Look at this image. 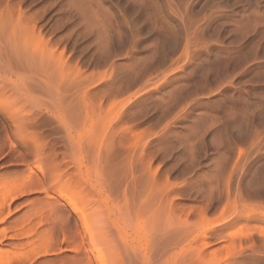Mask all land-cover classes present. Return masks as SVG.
<instances>
[{"label":"rangeland","instance_id":"obj_1","mask_svg":"<svg viewBox=\"0 0 264 264\" xmlns=\"http://www.w3.org/2000/svg\"><path fill=\"white\" fill-rule=\"evenodd\" d=\"M252 1L0 0V195L17 188L0 213L5 264H264ZM188 17L201 30L186 47Z\"/></svg>","mask_w":264,"mask_h":264},{"label":"bare ground","instance_id":"obj_2","mask_svg":"<svg viewBox=\"0 0 264 264\" xmlns=\"http://www.w3.org/2000/svg\"><path fill=\"white\" fill-rule=\"evenodd\" d=\"M180 1H182V0H180ZM252 2H254V0H253ZM255 2L258 4V0L255 1ZM180 3H181V2H180ZM259 3H260V2H259ZM181 4H182V3H181ZM255 5H256V4H255ZM184 6H185V5H184ZM256 6H257V5H256ZM193 17H194V16H193ZM183 18H184V16H183ZM188 19H189V17L187 18V20H188ZM190 19H192V18H190ZM190 19H189V21H187L188 23L186 22L187 26L190 24V23H189V22L191 21ZM192 20H193V19H192ZM194 20H197V19H194ZM195 22H196V21H192L191 24H190V26H188V27L186 26V24H184V25H185L184 27H185V28L187 27L186 29L184 28V29H185V32H186V31L188 32V33H187L188 37H186L185 39H187V38H192V40H191V39H190V40H191V41H195V39L197 38L196 41L199 40L198 37H199L200 35L198 36L197 34L199 33V29H200L199 26H201V24H200L199 26L196 24V27L198 26L199 29L196 28V27L194 28V25H193V24H195ZM198 22H200V21H198ZM198 22H196V23H198ZM192 25H193V26H192ZM187 29H188V30H187ZM200 30H201V29H200ZM190 32H191V33L193 32V36H191V33H190ZM202 33H203V32H202ZM190 36H191V37H190ZM194 37H196V38H194ZM193 38H194V40H193ZM201 39H202V38H201ZM201 39H200V40H201ZM187 40H188V41H187ZM187 40H185L186 43H185L184 46L188 45V47H189V44H191L192 42H190L189 39H187ZM2 42H3V41H2ZM9 42H10V41H9ZM187 42H188V44H187ZM189 42H190V43H189ZM15 43H16V42H15ZM16 44H17V43H16ZM17 45H18V44H17ZM9 46H10V45H9ZM12 46H13V45H12ZM12 46H11V48H12ZM17 47H18V46H17ZM186 47H187V46H186ZM13 48H14V47H13ZM18 49H19V48H18ZM186 49H187V48H186ZM21 52H22V51H21ZM15 53H16V52H15ZM22 54H23V53H22ZM22 54H21V55H22ZM24 54H25V52H24ZM48 55H49V54H48ZM26 56H27V55H26ZM50 56H51V55H50ZM48 57H49V56H48ZM51 58H52V56H51ZM3 59H4V58H3ZM15 59H16V58H15ZM47 59H48V58H47ZM47 59H46V60H47ZM49 59H50V58H49ZM16 60H17V59H16ZM31 60H32V59H31ZM17 61H18V60H17ZM4 62H5V61H4ZM17 63H18V62H17ZM5 64H6V63H5ZM15 65H16V61H15ZM31 65H32V64H31ZM19 66H20V65H19ZM26 66H27V65H26ZM17 67H18V66H17ZM13 68H14V66H13ZM18 68H19V67H18ZM20 68H21V67H20ZM1 69H2V68H1ZM4 70H5V69H4ZM18 70H19V69H18ZM21 70H22V69H21ZM30 70H31V69H30ZM2 71H3V70H2ZM9 71H10V70H9ZM28 72H29V71H28ZM13 73H14V72H13ZM26 73H27V72H26ZM13 75H14V74H13ZM30 75H31V74H30ZM4 77H6V76H4ZM24 77H25V76L21 77V79L24 78ZM28 77H29V76H28ZM31 77H32V76H31ZM33 77H34V76H33ZM25 78H27V77H25ZM29 78H30V77H29ZM30 79H31V78H30ZM19 80H20V79H19ZM4 81H5V80H4ZM11 82H12V81H11ZM6 83H7V82H6ZM14 84H15V83H14ZM79 145H80V144H79ZM108 145H110V144H108ZM81 147H82V146H81ZM82 148H85V147L83 146ZM85 150H86V149H85ZM87 157H88V156H87ZM88 159H89V158H88ZM95 164H96V163H94L93 165H91L92 167H91L90 164H89V166H90V171H89V173H90V174H88V173H86V174H88V176L90 175L89 177H93V176L95 175V176H98V178H99V177L101 176L100 178L102 179V177H103V176H102L103 172H101V171H104L105 168H104L103 170H101L100 168H101L102 166H101L100 164H98V165H95ZM94 166H96V167H94ZM97 166H98V167L100 166V168H98L99 172H97V170H96V169H97ZM129 166L131 167V165H129ZM132 166H133V165H132ZM81 167H82V166H81ZM85 167H86V166H85ZM85 167H84V170H85ZM93 167L95 168V169H94V171H95L94 173H96V174H94L93 176H91V174H92V172H93V170H91V169H92ZM125 167H126V166H124L123 169H122V168L120 169V171L123 170V172H120V173L123 175L124 171H125V173H126V170H127L128 178L130 179L131 177H129V174L132 175V170H133V169H132V167H131V170L129 171V170H128V169H129L128 166H127L128 169H126ZM134 167H135V166H133V168H134ZM30 168H31V167H30ZM87 168H89L88 165H87ZM87 168H86V169H87ZM102 168H103V167H102ZM113 168H114V167H112V169H111V173H112V171H115ZM135 168L137 169V167H135ZM80 169H81V168H80ZM109 169H110V168H109ZM125 169H126V170H125ZM88 170H89V169H88ZM91 171H92V172H91ZM106 171H108V170H106ZM139 171H141V172L138 173V175H137L136 171H135V173H136V174H135V173H134V170H133V175H132V177H134V176L137 175V178H138V179L140 178L139 180L142 181L141 177L144 176V172H143L144 170L142 171V170L139 169ZM139 171H138V172H139ZM83 172H84V171H83ZM87 172H88V171H87ZM100 172L102 173L101 175H99ZM104 172H105V171H104ZM97 173H98V175H97ZM125 173H124V174H125ZM141 173H142V176L139 175V174H141ZM32 174H33V172H32ZM32 174H30V175H32ZM116 174H117V173H116ZM30 175H29V176H30ZM112 175L114 176L113 173H112ZM83 176H84V173H83ZM85 176H87V175H85ZM88 176H87V177H88ZM115 176H116V175H115ZM117 176H118V175H117ZM124 176H126V175L121 176V178H124V179H125ZM145 176H146V175H145ZM89 177H88V179H89V182H90L91 179H90ZM111 177H112V176H111ZM69 178H70V177H69ZM84 178H86V177H84ZM84 178H83V180H84ZM96 178H97V177H96ZM96 178H95V180L97 181L98 178H97V179H96ZM104 178H105V177H104ZM104 178H103V179H104ZM114 178H115V177H114ZM114 178H113V179H114ZM116 178H117L116 180L118 181V178H119V177H116ZM121 178H119V179H121ZM134 178H135V177H134ZM137 178L134 180V182L137 180ZM142 178L144 179V177H142ZM26 179H27V178H26ZM29 179L35 181V179H37V178H35V175H34V176L32 175L30 178H28V180H29ZM105 179H106V178H105ZM110 179H111V178H110ZM126 179H127V177H126ZM131 179H132V182H133V178H131ZM131 179H130V180H131ZM37 180H38V179H37ZM93 180H94V179H93ZM116 180H115V182H117ZM122 180H123V179H122ZM122 180H121V182H124V180H123V181H122ZM130 180H129V181H126V180H125V182H124V183H126V182L130 183L129 185H128V184H125L126 186L128 185V187H129L130 185L133 184V183H131ZM33 181H31V182L29 181V184H30V183L33 184V183H34ZM72 181H73V180H72ZM79 181H80V180H79ZM85 181H86V182H85ZM85 181H84V183H87V179H85ZM103 181H104V180H102V183L105 182V181H104V182H103ZM137 181H138V180H137ZM146 181H148V180L146 179ZM36 182H37V181H36ZM142 182H143V181H142ZM142 182H140V183L138 182V183H139V184H138V188H140L141 185H142V188H141V189H143V188L145 189V185H144L145 183H142ZM80 183H81V182H80ZM90 183H91V182H90ZM90 183H89V184H90ZM97 183H99V181H97ZM97 183L95 184V186L98 185ZM102 183H100V184H102ZM106 183H107V182H106ZM113 183H114V181H113ZM117 183H118V182H117ZM136 183H137V182H136ZM32 184H31V185H32ZM45 184H46V183H45ZM89 184H87V185H89ZM119 184H120V182H119L117 185H119ZM134 184H135V183H134ZM134 184H133V185H134ZM27 185H28V184H27ZM90 185H92V184H90ZM93 185H94V184H93ZM115 185H116V183L114 184V186H115ZM133 185L130 186L129 189H133V190H134V188H132ZM100 186H101V185H100ZM121 186H122V185H121ZM126 186H125V187H126ZM134 186H137V185H134ZM139 186H140V187H139ZM23 187H25V186H23ZM29 187H30V186H29ZM41 187H42V186H41ZM43 187H44V186H43ZM88 187H89V186H88ZM117 187H118V186H117ZM148 187H149V186H148ZM92 188H93V187H92ZM115 188H116V186H115ZM121 188H122V187H121ZM126 188H127V187H126ZM126 188H124V189L126 190ZM135 188H136V187H135ZM138 188H136V189L134 190V192H136V190L139 191ZM18 189H19V188H18ZM94 189H95V187H94ZM118 189H119V188H118ZM129 189L127 188V190H126L125 192H127ZM141 189H140V190H141ZM28 190H29V189H28ZM30 190H31V189H30ZM146 190H148V189H146ZM141 191H142V192H140V193H143V190H141ZM15 192H17V188H16V187H15V188H14V187H13V188L8 187V188H5L4 190H2V193H1V195H0V213H1V210H3L2 207H3V205L5 204V202H6L9 198L12 199V196H14V193H15ZM19 192H20V191H19ZM118 192H119V190H118ZM128 192H129V194L133 193V192L130 193V191H128ZM128 192H127V193H128ZM100 193H101V192H100ZM144 193H147V192L144 191ZM144 193H143V194H144ZM17 194H18V193H17ZM94 194H95V193H94ZM88 195H89V194H88ZM101 195H102V194H101ZM113 195H114V194H113ZM133 195H134V193H133L132 195H130V196L133 197V199L135 200V196H133ZM136 195H137V193H136ZM92 196H93V195H92ZM96 196H97V195H96ZM144 196H145V195H144ZM93 199H94V198H93ZM104 199H105V198H104ZM104 199H103V200H104ZM52 200H53V199H52ZM50 201H51V200H50ZM67 201H68V203H69L70 205H73V206H74V212H75L76 214H80V215H81V218H83V220H84V222H85V223H84L85 226H87V222H88V221L86 220L87 217H86V215H84V212H83L82 208L78 207V206L76 205V203H75L73 200H71V199H68ZM105 201H106V199H105ZM102 202H104V201H102ZM134 202H135V201H134ZM94 203H95V202H94ZM104 203H105V202H104ZM107 204H108V202H107ZM54 208H55V207H54ZM87 209H88V208H87ZM61 210H62V209H61ZM98 211H99V210H98ZM2 212H3V211H2ZM129 213H130V212L128 211V215H130ZM97 214H98V213H97ZM123 216H124V215H123ZM126 216H127V215H125L124 217L126 218ZM124 217H123V219H124ZM127 217L130 218V216H127ZM129 218H126V219H129ZM66 219H67V218H66ZM126 219H124V221H122V222H125V223H122V224H124V225H123V226L121 225L120 228H117V230H118V233H119L118 235H120V238L122 237L123 242H124V245H125V246H123L122 249H123V250L125 251V253H127L129 256H131V254H132V256H133V255H135V254L133 253V252H134V247H137V246L135 245V244H136V238H135L132 234H130V232H131L130 230L132 229V228H130V227H131V226H130V222H131V220L129 219L130 221L128 220V221H129V223H128ZM67 220L69 221V219H67ZM68 223H69V222H68ZM88 225H89V224H88ZM131 225H132V223H131ZM117 226H118V225H117ZM89 227H90V226H89ZM86 230H87V228H86ZM181 234H183V233H181ZM93 235H94V234H93ZM90 236H91V235H90ZM95 236H96V235H95ZM174 236H176V235H174ZM174 236H170V237H171V238H172V237L175 238ZM179 236H180V235H179ZM91 237H92V236H91ZM101 238H102V237H101ZM173 238H172V239H173ZM177 238H178V240H180L179 238H182V237H177ZM98 239H99V238H98ZM104 239H107V238L105 237ZM172 239H170V241H171ZM182 239H183V238H182ZM182 239H181V240H182ZM93 240H95V239H92V241H93ZM168 240H169V239H168ZM137 241H138V240H137ZM170 241H169V242H170ZM163 242H165V241H163ZM169 242H165V243H166V244H170ZM174 242H175V240H174ZM95 243H96V241H94L93 244L95 245ZM177 243H178V242H177ZM91 244H92V243H91ZM96 244H97V243H96ZM138 244H139V243H138ZM166 244L163 243L164 248H165ZM97 246H98V245H97ZM168 246H169V245H168ZM168 246H167V247H168ZM162 247H163V246H162ZM167 247H166V248H167ZM137 248H138V247H137ZM137 248H135L136 251H137ZM164 248H163V250H164ZM123 250H122V251H123ZM140 250H141V249H140ZM140 250H139V251H140ZM166 250H167V249H166ZM143 251H144V250H143ZM138 254H139V253H138ZM144 256H145V255H144ZM142 257H143V256H142ZM135 258H136V256H135ZM135 258H134V256H133V259H135ZM137 258H138V257H137ZM137 258H136V259H137ZM143 258H144V257H143ZM141 259H142V258H141ZM144 259H145V258H144ZM144 259H143V260H144ZM137 261H140V260L137 259ZM5 262H6L5 260H3L2 258H0V264H5ZM145 262H146V261H145ZM143 263H144V262H143Z\"/></svg>","mask_w":264,"mask_h":264}]
</instances>
